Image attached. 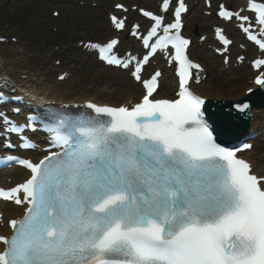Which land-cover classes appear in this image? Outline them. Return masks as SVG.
I'll return each instance as SVG.
<instances>
[{"label":"snow or ice","instance_id":"obj_1","mask_svg":"<svg viewBox=\"0 0 264 264\" xmlns=\"http://www.w3.org/2000/svg\"><path fill=\"white\" fill-rule=\"evenodd\" d=\"M169 8L170 0H163L162 9ZM220 8V17L247 22L240 24L243 32L264 49L249 16ZM250 8L264 34V2ZM186 11L185 0H178L174 22L167 24L164 16L143 13L154 21L144 46L162 30L151 53L174 49L179 99H151L157 71L143 81L146 94L134 107L88 103L95 116H64L46 126L60 151L38 162L18 161L30 178L0 188V198L30 207L22 219L8 221L11 234L0 235V264H264V176L237 157L240 149L218 144L203 119L205 101L188 87L192 70L201 66L189 59L190 41L180 32ZM111 20L125 28L123 19ZM221 31L219 39L230 44ZM118 43L97 46L101 58L125 69L135 60L132 75L141 81L149 56L121 60L112 54ZM254 66L261 69L264 59ZM254 83L264 89V71ZM236 108L244 112L249 105ZM7 123V131H20Z\"/></svg>","mask_w":264,"mask_h":264},{"label":"rangeland","instance_id":"obj_2","mask_svg":"<svg viewBox=\"0 0 264 264\" xmlns=\"http://www.w3.org/2000/svg\"><path fill=\"white\" fill-rule=\"evenodd\" d=\"M83 1L87 2L86 5H81V3H84ZM9 0L8 1V8H7V14L12 18L11 21L13 24L16 25V28L21 32L23 35L24 42L26 44H29V47L24 46L21 44V41L14 45L17 50H24L32 59L31 62L34 64V67L37 68H43L50 72V75L52 78H55V73L53 70L54 64L50 62H46L44 60V53L49 51L51 49V43L53 42L52 35L50 32H53V38L56 39L55 34H58L57 31H52V28L57 27L59 31L65 30V27L67 25H72L74 28L73 32L66 36L64 39L61 37L60 42H62V48L64 47H71L73 48V44L78 39L83 38H95L104 40L106 38V34L103 33V27L106 26V10L114 4L115 1L118 0H91L92 1H98L99 6H91L89 5L90 0ZM119 1H126V0H119ZM62 5L64 7H67V9H61L65 12V14L62 13V15L59 17V19L55 20L52 24L49 23L48 18V10L50 8H54L55 4ZM65 3V4H64ZM60 8L62 6H59ZM33 9H35V12H33ZM26 12H31L30 15ZM38 15V18L40 21V24H35L30 26L29 19L31 20L34 16ZM15 17L18 18V20L15 19ZM27 17V25L25 24L23 27L21 25H17L21 21H23L24 18ZM17 23V24H16ZM50 24V25H49ZM0 32L10 36L15 35L20 37V33H17L13 29L12 26H5L3 22L0 20ZM30 34H29V33ZM58 42V41H57ZM68 42H70L68 44ZM6 44V43H3ZM69 45V46H68ZM10 47V48H14ZM56 47H54L55 49ZM44 50V51H39ZM205 54H208V52L202 50ZM61 55V53H58ZM202 56V54L200 53ZM57 54H54V57H57ZM80 60L73 61V77L75 80H80L82 85H85L86 87H90L91 89L97 85L96 80L99 82L98 87H100L103 91L107 90L110 92L109 94L111 98L117 99V97L124 99L127 95L126 88L129 85V79L121 80L120 83L116 80V78L119 79V72H111L107 70H101V68L95 64L92 60L86 58L85 56H82L81 52L76 55ZM41 58L43 61H41ZM30 60V59H29ZM203 60V57H202ZM63 62V65H65ZM219 63V62H217ZM71 67V65H69ZM103 71V72H102ZM211 73L213 74V79L209 80L208 85L213 83L217 85L218 81L216 80V77H222L224 76L222 74V71L220 69V65H216L211 70ZM231 76H229L230 78ZM127 78V77H126ZM225 78V77H224ZM111 80V83L109 81ZM221 80V79H220ZM224 81V80H221ZM245 81V78H242L240 81H235L232 85L237 86L241 85L240 82ZM75 82L74 80L71 81V83ZM92 83V84H90ZM95 84V85H94ZM230 86V85H229ZM228 86V87H229ZM231 87V86H230ZM117 90V91H116ZM115 94H114V92ZM117 99V101H121L122 99Z\"/></svg>","mask_w":264,"mask_h":264},{"label":"bare ground","instance_id":"obj_3","mask_svg":"<svg viewBox=\"0 0 264 264\" xmlns=\"http://www.w3.org/2000/svg\"><path fill=\"white\" fill-rule=\"evenodd\" d=\"M8 51V55L6 53ZM39 51V50H38ZM18 54V56H16ZM27 53L17 52L15 50L11 51L8 49V46H0V70L2 71L5 76L15 82L16 87H27V93L31 98H36L39 100L48 99L53 101H80L86 98H91L99 102H105L110 104H119L123 102H129L130 100H135L138 97V87L137 86H130L128 87V93L125 99L121 101H116V99L112 100L108 94L103 92L99 87V82L96 80L97 85L94 88L86 87L80 83V80H75L73 77L72 69H66V80L69 78L74 80L75 82L70 84H57L55 82L49 83L46 82L48 76L45 72L41 71L44 77L38 74L39 69L33 67L31 64H28V69H24L27 67L26 58L30 57L27 56ZM25 59V60H24ZM213 65V59L205 58L204 66L205 68L209 69L210 66ZM56 71V70H54ZM26 74V77L22 76ZM66 82V81H64ZM62 82V83H64ZM92 84V83H90ZM227 84L226 81L218 82L217 85L213 83L209 85H197L195 86L197 91L207 96V98L215 99L218 104L225 106L230 111V118L238 123H249V128H257L259 126L260 120L264 117V112H262V108L264 103L254 102V103H247L249 108L244 112H241L238 108H236L237 104L246 103L245 100L250 97L252 94L260 91V87L253 84V82H241L242 87H238L235 89L225 86ZM252 89L249 92V89ZM26 98V99H31ZM119 97H117L118 99ZM122 99V98H119ZM222 101H228L227 103L223 104ZM264 148V144L261 143L256 150L253 152L247 153V156L253 161L257 170L260 168V158H261V151ZM14 174H24L22 170L15 169L12 171L8 176L13 177ZM24 176V175H23ZM4 213L5 216H15L21 215L22 210L20 207L13 206L11 204H4ZM4 216V220L7 218Z\"/></svg>","mask_w":264,"mask_h":264}]
</instances>
